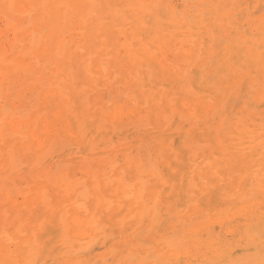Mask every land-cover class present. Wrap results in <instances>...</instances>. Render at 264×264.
<instances>
[{"label": "bare ground", "instance_id": "obj_1", "mask_svg": "<svg viewBox=\"0 0 264 264\" xmlns=\"http://www.w3.org/2000/svg\"><path fill=\"white\" fill-rule=\"evenodd\" d=\"M0 264H264V0H0Z\"/></svg>", "mask_w": 264, "mask_h": 264}, {"label": "rangeland", "instance_id": "obj_2", "mask_svg": "<svg viewBox=\"0 0 264 264\" xmlns=\"http://www.w3.org/2000/svg\"><path fill=\"white\" fill-rule=\"evenodd\" d=\"M100 250H102V251L104 252L103 249H100ZM103 252H100L99 250H95V251L91 254V256H92L94 259H97V258L100 257V255L103 254ZM95 253H96L97 255H96ZM97 256H98V257H97Z\"/></svg>", "mask_w": 264, "mask_h": 264}]
</instances>
